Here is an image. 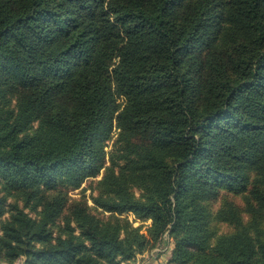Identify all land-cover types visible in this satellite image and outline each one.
<instances>
[{"label":"trees","instance_id":"16d2710c","mask_svg":"<svg viewBox=\"0 0 264 264\" xmlns=\"http://www.w3.org/2000/svg\"><path fill=\"white\" fill-rule=\"evenodd\" d=\"M114 126L91 207L69 190ZM249 184L247 221L210 211ZM166 233L168 264H264V0H0V261L129 264Z\"/></svg>","mask_w":264,"mask_h":264},{"label":"rangeland","instance_id":"374dc122","mask_svg":"<svg viewBox=\"0 0 264 264\" xmlns=\"http://www.w3.org/2000/svg\"><path fill=\"white\" fill-rule=\"evenodd\" d=\"M118 102L120 104L124 103L123 98H119ZM14 104V101H13ZM118 133L119 130L114 126L110 137L105 141L104 143V152H105V163L103 167L101 168L99 174L94 178H89L85 180L81 186L77 189H70L69 190V196L71 198H84L88 205L91 207L94 206L91 198L92 196H95L97 194V182L102 178L105 169L109 166V155L112 151H114L117 139H118ZM254 179V174L251 176V181ZM251 185H248V189L246 193H240V194H234L227 192L226 190H220L218 192V195L212 200L209 201L208 207L212 213H215L218 211V209L225 203V202H232L234 205H236L238 208L242 209V217L243 221H247L248 215L244 212L245 209V203L248 194V191L250 190ZM133 193L138 198L140 196V190L137 188L133 189ZM12 200L8 199L7 204L10 203ZM19 205L21 206V202H19ZM27 212V210H26ZM93 213L96 215V217L100 219H106L111 215V213H104L101 210H93ZM32 217H35V214L30 212L29 213ZM117 218L126 220L133 228H138L141 233L146 234L147 228L150 226L151 221L150 220H141L135 217V215L132 212H124L121 214H115L114 215ZM4 217H7L5 215ZM210 227L215 231V238L217 235L221 234H227L230 232H233V226L229 225L224 222H211ZM215 238L211 239V243L213 244L215 241ZM175 245V238L171 236L170 234L166 233L160 240H158L152 248L148 249V251L158 249L159 251H155L152 257H149L148 259H142L140 260V264H148V262H152L153 264H168V260L171 256V251L174 248ZM143 262V263H142ZM129 264H136V255L130 259Z\"/></svg>","mask_w":264,"mask_h":264},{"label":"built area","instance_id":"2783aa9c","mask_svg":"<svg viewBox=\"0 0 264 264\" xmlns=\"http://www.w3.org/2000/svg\"><path fill=\"white\" fill-rule=\"evenodd\" d=\"M155 251H159V250L158 249H154V250H151V251L146 250L144 252L136 254V264H140V260H142V259L146 260L149 257H152L153 254L155 253ZM148 264H153V263L152 262H148Z\"/></svg>","mask_w":264,"mask_h":264},{"label":"crops","instance_id":"0c3cea01","mask_svg":"<svg viewBox=\"0 0 264 264\" xmlns=\"http://www.w3.org/2000/svg\"><path fill=\"white\" fill-rule=\"evenodd\" d=\"M0 264H6V263H4V262L0 261Z\"/></svg>","mask_w":264,"mask_h":264}]
</instances>
